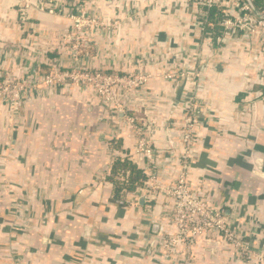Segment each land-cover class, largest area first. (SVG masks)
<instances>
[{"label":"crops","instance_id":"obj_1","mask_svg":"<svg viewBox=\"0 0 264 264\" xmlns=\"http://www.w3.org/2000/svg\"><path fill=\"white\" fill-rule=\"evenodd\" d=\"M18 1L0 0V68L10 72L23 69L22 48L12 42L26 35L31 23L52 31L68 25L62 13L37 9L39 2L61 10L85 4L106 19L125 17L115 33L88 48L94 64L107 70L126 72L130 66L156 74L170 69L181 54L175 65L189 69L191 56L199 53L194 61L200 72L195 77L199 113L187 181L197 194L222 203L227 216L228 203L234 202L240 216L264 227V181L251 175L254 155L264 168V101L247 110L244 100L264 93V50L258 44L250 48L258 58L238 41L209 47L196 8L184 0H30L23 26ZM49 55L62 67L69 62L66 54ZM191 79L150 78L147 100L122 97L146 104L164 182L176 177L184 152L181 103ZM138 111L143 118V108ZM19 116L20 122L11 125L0 110V264H183L178 256L166 257L159 245L149 247L158 237L154 222L172 230L170 200H143L134 192L138 185L116 195L105 179L120 158L128 156L141 171L143 163L141 156L130 157L132 132L93 89L25 101ZM257 234L256 244L264 251V233ZM230 247L220 234L201 235L191 264H239Z\"/></svg>","mask_w":264,"mask_h":264},{"label":"built area","instance_id":"obj_2","mask_svg":"<svg viewBox=\"0 0 264 264\" xmlns=\"http://www.w3.org/2000/svg\"><path fill=\"white\" fill-rule=\"evenodd\" d=\"M184 1L196 8L199 29L209 42V47L220 49L229 46L231 41H238L246 51L249 49L255 58H258V55L250 50L253 44H258L264 50V9L255 7L252 0ZM34 5L39 10L62 13L68 25L64 30L52 31L39 29L31 23L32 28L28 31L29 26L22 28V24L28 18L27 9L30 6V0L17 2L18 23L28 33L17 37L12 42L22 48V71L10 72L8 69L0 68V110L9 123L16 125L20 122L19 110L25 100L34 101L44 95L63 94L74 88L93 89L102 98L104 104L112 110L117 120L132 132L134 146L130 157L136 160L138 156H141L143 163L141 167L145 175L142 184L134 190L135 194L137 193L143 200L161 196L170 200L167 218L172 230L165 232V223L154 222L155 235L158 237L150 241V251L159 245L166 257L178 256L183 260V264H191L192 247L197 237L220 234L223 242L231 245L230 248L234 250L239 264H264V251L256 244L257 233H264L261 223L254 222L250 216L247 218L240 216L238 205L234 202L228 203L231 217L227 216L222 203L210 202L206 197L197 194L190 188L187 181L190 168L188 152L195 144L196 121L199 113L196 95L199 84L195 81V77L199 78L200 72L194 66L195 59L197 60L200 56L199 53L191 56L193 64L191 63L189 69L175 65L176 59L182 57V54L180 57L177 55L174 64L166 70V73L137 72L132 75H122L113 70H103L101 67H84L81 54L86 53L87 50L82 48L85 46V49H88L90 44L94 45L102 34L109 36L110 33H115L121 27L125 17L114 20L102 19L99 14L90 11L85 4L76 3L75 6L64 10L48 6L45 2ZM252 6L262 16L256 14ZM210 8L218 9L222 15L221 19L215 22L210 20ZM216 25L220 28L219 32L216 31ZM57 51L69 56L66 66L62 67L59 61L48 58L49 53ZM158 76L175 80L192 76L188 93L181 103L184 152L179 159L176 177L170 183L164 182L157 171L158 156L150 139L153 123L147 121V107L136 105V103L131 104L128 98H122L128 93L134 99L137 97L141 100L146 99L145 88L149 79ZM143 86L146 87L140 90L139 87ZM248 96L244 97L247 101V110L253 107L256 100L264 101V93L257 92L255 98H248ZM140 107L143 108V118L139 117V111L137 112ZM117 155L124 157L122 154ZM110 170L111 164L107 172L109 173Z\"/></svg>","mask_w":264,"mask_h":264},{"label":"trees","instance_id":"obj_3","mask_svg":"<svg viewBox=\"0 0 264 264\" xmlns=\"http://www.w3.org/2000/svg\"><path fill=\"white\" fill-rule=\"evenodd\" d=\"M252 4L258 9H264V0H252ZM221 17L222 15L218 9L210 8V20L215 22L216 20L221 19ZM219 29V26L216 25L217 32L220 31ZM120 159L121 160L118 159L114 161L111 172L105 176V179L114 187L116 195H119L121 189L130 190L135 186L142 184L145 178L143 172L135 166L136 164L133 163L128 156Z\"/></svg>","mask_w":264,"mask_h":264},{"label":"rangeland","instance_id":"obj_4","mask_svg":"<svg viewBox=\"0 0 264 264\" xmlns=\"http://www.w3.org/2000/svg\"><path fill=\"white\" fill-rule=\"evenodd\" d=\"M100 16V15H99ZM102 19H103V16H100ZM117 18L118 19H120V17H118L117 16ZM105 19V18H104ZM108 20H110V18H107ZM116 19V18H115ZM44 29V28H43ZM46 30V29H45ZM48 30H50V29H48ZM106 35H101L100 36V38H99V40L100 41H102L104 38L106 39V37L108 38V36H106ZM98 40V41H99ZM97 43V41L94 43V44H96ZM119 42L117 41V44H118ZM116 44V43H115ZM91 46H93V44H90V47ZM80 48V47H79ZM82 50H87V52H88V54H89V50L88 49H85V46L82 48ZM86 52V51H85ZM87 52L86 53H83V54H81V55H83L82 57H81V59H82V62H84V67H88V66H91V68H97V67H101L103 70L105 69V70H107L105 67H103V65L101 66V64L102 63H100V64H97L96 66L94 65V62L92 63V59H94V56H93V54H90L91 55V57L87 54ZM100 52V51H99ZM102 52V51H101ZM56 54H60V53H58V51L57 52H55ZM81 53H82V51H81ZM102 53H104V52H102ZM49 55V54H48ZM97 55V54H96ZM99 55H102L101 56V58H103L104 57V55L103 54H101V53H99ZM48 58L50 59V60H54V61H56V57H54V56H48ZM101 61V60H100ZM114 72H117V73H119V74H122V75H124V74H135V73H137V72H142V73H151V72H149V71H147V70H139V69H137V68H134V69H132V67H130V66H128V68H127V71L126 72H123L122 71V69L121 70H113ZM167 71H164L163 73H166ZM125 76H127V75H125ZM146 86H143V87H139V89L141 90H143L144 88H145ZM74 89H76V88H74ZM74 89H72L70 92H65V93H63V94H66V95H69ZM63 94H61V93H59V94H57L56 96H61V95H63ZM99 98H100V100L102 101V103H104L103 102V100H102V98L99 96ZM185 100V99H184ZM26 101V100H25ZM24 104V103H23ZM23 104H22V107H23ZM146 105V104H145Z\"/></svg>","mask_w":264,"mask_h":264},{"label":"water","instance_id":"obj_5","mask_svg":"<svg viewBox=\"0 0 264 264\" xmlns=\"http://www.w3.org/2000/svg\"><path fill=\"white\" fill-rule=\"evenodd\" d=\"M254 12L258 15H261L254 6H252ZM262 16V15H261ZM264 16V15H263ZM255 163L256 165L253 167V169H251V175L255 178H257L259 181H264V168H263V164H262V160L260 157L255 156ZM208 249L212 252L216 250V246L215 245H209L208 244Z\"/></svg>","mask_w":264,"mask_h":264}]
</instances>
